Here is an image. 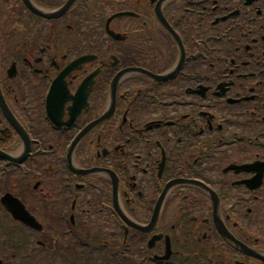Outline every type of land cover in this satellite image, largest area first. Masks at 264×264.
<instances>
[{"label":"flooded vegetation","instance_id":"1","mask_svg":"<svg viewBox=\"0 0 264 264\" xmlns=\"http://www.w3.org/2000/svg\"><path fill=\"white\" fill-rule=\"evenodd\" d=\"M256 257L264 0H0V264Z\"/></svg>","mask_w":264,"mask_h":264},{"label":"water","instance_id":"2","mask_svg":"<svg viewBox=\"0 0 264 264\" xmlns=\"http://www.w3.org/2000/svg\"><path fill=\"white\" fill-rule=\"evenodd\" d=\"M109 116H110V114H106V115H105V119H107ZM73 149H74V146H73V148H72L71 151H73ZM173 186H174V184H170L169 187H167V190H169V189H170L171 187H173ZM167 190H166V192H167ZM166 192H165V193H166ZM163 199H164V196H162V198H161V200H160V202H159V204H158V207H157V209H156V211H155L154 219H157L158 216H159V213H160V211H161V207H162V203H163Z\"/></svg>","mask_w":264,"mask_h":264}]
</instances>
